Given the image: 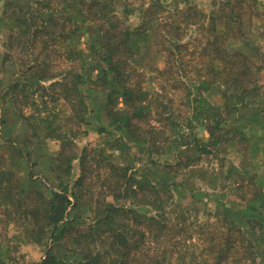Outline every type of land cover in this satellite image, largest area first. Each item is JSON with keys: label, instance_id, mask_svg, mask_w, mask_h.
Instances as JSON below:
<instances>
[{"label": "rangeland", "instance_id": "rangeland-1", "mask_svg": "<svg viewBox=\"0 0 264 264\" xmlns=\"http://www.w3.org/2000/svg\"><path fill=\"white\" fill-rule=\"evenodd\" d=\"M49 1L0 0V264H41L48 253L83 259L86 246L70 232L58 243L54 235L67 222L86 229L109 206L134 210L113 211L112 230L101 229L107 241L97 247L108 258L127 244L143 264H264V0ZM47 3L61 20L32 45L22 16L50 12ZM127 29L139 30L142 45L129 59L130 105L122 85H110L109 96L108 85L90 82L102 73L103 39ZM246 60L262 67L258 82L227 90L217 68ZM80 74L88 80L79 87L89 109L82 123L72 100ZM110 111L130 117L142 138L116 129ZM25 116L49 118L51 128L37 129L50 137L31 138ZM216 121L223 129L212 137ZM10 140L31 157L16 156ZM60 160L69 171L68 215L37 238L45 219L27 209L39 192L62 190ZM247 216L258 221L244 233Z\"/></svg>", "mask_w": 264, "mask_h": 264}, {"label": "trees", "instance_id": "trees-1", "mask_svg": "<svg viewBox=\"0 0 264 264\" xmlns=\"http://www.w3.org/2000/svg\"><path fill=\"white\" fill-rule=\"evenodd\" d=\"M50 2L49 0H44V2ZM62 1V0H61ZM60 1V2H61ZM68 2L67 0H65ZM84 2L86 0H83ZM230 4L232 2L231 0H227ZM39 3H41V0H38ZM98 0H95L94 3L97 5ZM226 4V3H225ZM47 7L46 9L50 12L41 11L38 13L32 12V14H28L25 12V14L22 16L24 20L27 22V28H26V34L31 38L32 45H35L36 42L34 40L37 39V35L41 33V30L48 28L53 21H59L60 17H55V12L58 11L59 7L52 8L51 3H47L44 7ZM42 7V6H41ZM43 8V7H42ZM48 14L52 15L49 16ZM64 18V17H63ZM69 18V17H67ZM36 19H39L40 22L36 21ZM65 19V18H64ZM63 19V21H64ZM240 16L235 17L233 20L234 22H239ZM61 20V19H60ZM107 28V27H106ZM78 31V28L74 29L71 33V36L75 35ZM108 32V31H107ZM139 30H130L127 29L126 31H121L120 35L121 38L117 39V35H110L109 39L105 43V40L103 39V42L100 46V63L102 64V73L97 76L98 80L92 79V83L98 85L100 82H103L105 85H108L105 87L106 89H109V86L112 87H118L122 85L123 87V94L126 97L128 105H130V101L132 100L133 95L136 96V93L133 92V87L129 86V82L131 80V66H129V59L131 56L138 53L140 48H142V45L140 43V40L138 38H135V34L138 33ZM124 36V37H123ZM64 41L69 38L68 36L63 35ZM104 46V49L102 50V47ZM75 53L79 54L76 50ZM127 54V55H125ZM129 55V57H127ZM80 56V54H79ZM215 60L221 61L220 58H215ZM227 66L223 68H217L222 73V82L223 85L226 86L227 90H240V89H247L248 87H251L259 80V73L262 67H257L256 69L253 68V66L250 64L248 60L244 61L240 66L231 67L228 68ZM212 69L215 70L216 66L215 63L212 65ZM83 75H79V81L74 85V92L75 95L73 97V104L74 108L76 110L75 117L78 119L79 123H82L86 121V116L88 114L89 109L87 108L86 101L84 99V94L81 93L82 90L79 89L81 85L85 83L83 80ZM208 78V77H206ZM100 79V81H99ZM208 80L205 79L202 81V83H206ZM92 87H90V90ZM118 89V88H117ZM78 92L81 95H78ZM113 89L109 92V96H111L113 93ZM199 98V99H198ZM196 98V101L198 99V105H203L206 102V99L203 96H200ZM143 109L144 106L136 105L135 111H139L140 109ZM111 115H115L116 117V129H119L121 131H124L126 135H128L131 139L138 140L142 137L134 133V131L130 130L129 127L131 126V119L127 115L122 114H116L110 111ZM26 125L31 131V138L34 137V139L40 141L41 139H44L45 137H50L47 134L43 137L39 133V129H37L38 124L43 127L45 130L46 128H51L50 119L47 117L39 116V121L37 119H32V117L25 116ZM217 127H211L212 129V137L215 136V129L219 132L222 131L221 121H216ZM219 140V136H217ZM216 139V137H215ZM214 142L212 140V146H217L218 140H215ZM33 140V139H32ZM9 146L12 149V151L18 155L19 158H24L23 155L25 153V145L21 144L20 142H13L10 140ZM199 146V145H198ZM26 157H31V152L27 151L25 153ZM16 158V157H14ZM66 160L68 161L70 159V154H67L65 156ZM82 159H85V156L82 155ZM124 169V168H119ZM56 172H58V178H63L61 180L59 186L62 187V190H53L52 195L48 198H46L45 195H43L41 192L36 196L35 198V204L28 208V213L32 214V216L36 219H45V224L43 225L41 231L37 234V238H42L44 234V227L50 226L51 228L55 226L57 223L62 221L65 217L68 215V206L71 202L67 195L64 192L68 191V184L67 181H65L64 177L68 175V167L64 165L62 160H60L57 167L54 168ZM68 171V172H67ZM116 171V170H115ZM117 175V172H115ZM12 174L9 173V178H11ZM121 176H123L127 181L129 182V178L126 173H122ZM76 185H78V188L83 185V179L80 178L77 182H75ZM80 189L76 191V195L80 196ZM125 192V191H123ZM121 196H129L126 193L120 192ZM119 195V194H118ZM120 196V195H119ZM17 205H20V201H15ZM249 202L247 204L246 209H249L252 207ZM133 208H126V207H119V206H109L108 212L105 216L100 217L94 222L93 224H90L86 229H76L73 225H70L69 222L65 223L64 225H60L61 227L57 229L55 235H54V241L58 243V241L63 242L65 236L68 232H70V235L72 237H75L79 240V242H82L86 247L83 249L84 256L83 259H79L77 261H68L64 258H61L57 255L48 253V255L45 257L43 262L41 264H143L141 262L135 261V255H130V252H133L131 248L127 246V244L119 245L117 247L118 254L114 256L113 258L107 257V251L105 247L101 251L99 247H97V244L104 245L107 241L106 237V230L104 229V233L100 232L101 229L104 228L105 225H112L117 222L115 215L113 214V211H119L123 213H129L130 211H133ZM29 217L28 215H26ZM226 217H229L231 220L234 219L233 216H235L234 213H229V215H225ZM258 218V217H257ZM259 219V218H258ZM258 220H256V217H246V221L244 225L239 224V229L245 230L247 227H249V223H253ZM249 222V223H248ZM234 223V221H233ZM236 226V224H234ZM119 235V234H117ZM41 240V239H40ZM125 239L123 238V244H125ZM82 251V252H83ZM222 261H220L218 264H221ZM148 264H162L158 260H156L153 263L148 262ZM204 264V263H201Z\"/></svg>", "mask_w": 264, "mask_h": 264}]
</instances>
